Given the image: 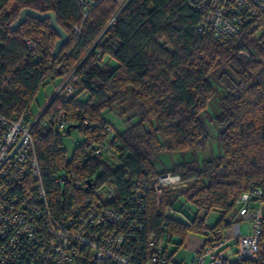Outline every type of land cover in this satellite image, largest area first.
Returning <instances> with one entry per match:
<instances>
[{
    "label": "trees",
    "instance_id": "1",
    "mask_svg": "<svg viewBox=\"0 0 264 264\" xmlns=\"http://www.w3.org/2000/svg\"><path fill=\"white\" fill-rule=\"evenodd\" d=\"M123 3L100 0L83 18L77 0H0V115L25 114L33 121L39 114L31 106L40 88L50 83L57 90L75 75L73 93L62 98L59 92L32 127L53 212L61 216L80 200L96 197L98 188L114 185L122 197L136 179L149 185L159 174H178L175 191L147 185L144 230L168 243L171 260L180 263L173 255L189 232L212 239L211 232L230 225L241 194L264 188V31L244 27L238 38L224 40L197 30L200 16L186 0H128L119 11ZM24 7L55 12L69 36L57 58L51 52L58 35L48 20L27 17L11 30ZM217 87L223 93L210 118L220 154L190 155L158 169L159 153H193L208 146L203 113L209 115ZM125 102L129 111L122 107ZM114 106L126 116L115 117L118 124L105 117ZM58 112L65 127L60 130L52 120L43 133L42 121ZM77 123L67 131L68 124ZM72 130L83 140L68 157L64 140ZM60 175L78 179L80 186L59 184ZM185 204L196 211L186 215ZM213 210L219 218L208 225L207 213ZM204 223L209 227L205 233ZM175 238L180 242L172 251ZM233 264H264V223L257 258Z\"/></svg>",
    "mask_w": 264,
    "mask_h": 264
},
{
    "label": "built area",
    "instance_id": "2",
    "mask_svg": "<svg viewBox=\"0 0 264 264\" xmlns=\"http://www.w3.org/2000/svg\"><path fill=\"white\" fill-rule=\"evenodd\" d=\"M83 18L100 0H77ZM200 16L197 30L224 40L238 38L244 27L264 31V0H186ZM113 19L110 20V23ZM81 27L74 26L76 34ZM33 47L31 41H27ZM243 55L247 52L241 51ZM75 75H70L60 91L67 98L74 91ZM49 115L41 123L42 132L52 120L59 129L66 120ZM32 120L0 115V264H233L254 260L264 223V188L243 193L229 215L228 228L212 233L213 238L192 249L188 263H175L170 245L145 234V189L147 182L136 179L130 193L117 196V187L98 188L97 196L80 200L61 216L50 205L40 170ZM100 147L96 149V153ZM181 176L159 174L149 187L161 192L176 190ZM59 184L77 188L78 179L57 177ZM179 192V191H178ZM255 198V199H253ZM241 220H249L244 233ZM204 223L202 232H208Z\"/></svg>",
    "mask_w": 264,
    "mask_h": 264
},
{
    "label": "rangeland",
    "instance_id": "3",
    "mask_svg": "<svg viewBox=\"0 0 264 264\" xmlns=\"http://www.w3.org/2000/svg\"><path fill=\"white\" fill-rule=\"evenodd\" d=\"M120 3H123L125 0H117ZM259 33L262 32V30L259 29L258 31ZM113 64H116L114 61L112 62ZM56 89L53 86V84H47L44 87H41L39 92L37 93L36 96V100L33 101L31 109L34 115H38L40 113V111L42 110L43 106L50 100V98L54 95ZM221 93H223L222 89L217 87V93L215 95V97L211 100L210 104H208L207 106V114L203 113L204 115V119L207 122L208 128L210 130V141L208 146L205 149L202 150H196L192 153L191 152H173V153H159L157 155V157H155V162H156V166L158 169H162L163 167H170L172 162H178V161H182L183 159H189L190 155L192 158L196 157L197 159H200L202 157H204L206 154H212L214 156H218L220 154V147H219V143L217 140V129L215 127V125L213 124L212 120H211V116L214 115L216 113L217 110L214 109V106H216L217 103V99L220 97ZM213 104V105H212ZM128 106L129 103L125 102L122 107H124L123 109L128 110ZM119 109L120 106H114L112 108V110L110 112H106L105 113V117L110 120V121H114V123L118 124L119 121L115 120V117L121 116L119 113ZM129 111V110H128ZM114 115V117H113ZM122 118H126V116H121ZM116 124H114V126H116ZM83 140V136L81 133H79L77 130H72L70 132V134L65 138L64 140V144L65 147L67 149V154L68 157L71 156L72 151L74 149V147L81 141ZM183 211L186 215L190 216L192 214L193 211H196L195 208H192L190 206H188V204H185L183 207ZM199 214H204L205 212L203 210H198ZM178 218H180L181 220L185 221L187 220L186 217L183 214H178L177 215ZM219 218V212L218 211H210L207 213V219H206V223H208V225H212L214 224L217 219ZM240 225L242 227V231L244 233H249L251 230V223L249 220H241L240 221ZM204 233V232H203ZM188 236H192V237H202V234L200 233H188ZM192 237H187L183 243L182 246L179 249V255L182 256V258H186L185 261H182L184 259L181 258L182 263H188L190 262V258H191V250L189 247H191V243L188 242L189 238ZM174 243H172V248L171 250L173 251L176 247L177 242H180V238H175L173 240ZM190 243V244H189ZM186 246V247H185ZM188 248V249H187ZM237 260V257L233 258V262ZM205 264H207V262H205Z\"/></svg>",
    "mask_w": 264,
    "mask_h": 264
},
{
    "label": "water",
    "instance_id": "4",
    "mask_svg": "<svg viewBox=\"0 0 264 264\" xmlns=\"http://www.w3.org/2000/svg\"><path fill=\"white\" fill-rule=\"evenodd\" d=\"M128 0H126L123 5L120 7L119 11L122 9V7L127 3ZM27 17H32L41 21L48 20L49 26L56 32L58 35V39L54 43L53 50L51 52L52 58H57L60 54L61 48L63 45H65L68 42L69 36L67 32L61 28V26L57 22V16L55 12L49 10L45 12H41L38 10H35L30 7H24L19 11V14L17 18L11 23L10 28L11 30H16L19 26H21ZM101 36H99L100 38ZM98 38V39H99ZM68 79V78H67ZM67 79L60 85V87L56 90L54 95L50 98V100L47 102L46 106L41 110L39 115L33 120L32 124L34 125L41 114L43 113L44 109L53 101V99L56 97V95L61 91L62 87L66 83ZM79 124H68L66 126L67 131L69 132L71 128H77Z\"/></svg>",
    "mask_w": 264,
    "mask_h": 264
},
{
    "label": "crops",
    "instance_id": "5",
    "mask_svg": "<svg viewBox=\"0 0 264 264\" xmlns=\"http://www.w3.org/2000/svg\"><path fill=\"white\" fill-rule=\"evenodd\" d=\"M118 4H121L120 2H118L117 0H115ZM54 86V85H53ZM55 87V86H54ZM55 89H56V87H55ZM56 92V91H55ZM188 237H192V236H188ZM188 242H190L191 243V247H189L190 248V250L192 251V249H195V248H199L201 245H202V243H203V237H192V238H189L188 239ZM189 243V244H190ZM186 247V246H185ZM188 249V248H187ZM179 251V250H178ZM176 252L174 255H173V258L175 259V260H181V258H182V256L181 255H179L178 253L181 251H179V252ZM192 256V255H191ZM182 259H184L183 261H185L186 260V258H182ZM191 259V258H190Z\"/></svg>",
    "mask_w": 264,
    "mask_h": 264
}]
</instances>
